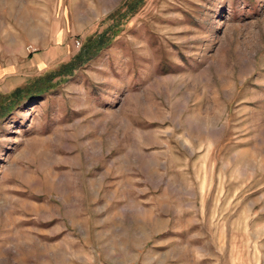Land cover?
Segmentation results:
<instances>
[{"label":"rangeland","instance_id":"374dc122","mask_svg":"<svg viewBox=\"0 0 264 264\" xmlns=\"http://www.w3.org/2000/svg\"><path fill=\"white\" fill-rule=\"evenodd\" d=\"M124 1L0 0V97L119 22L0 116V264H264V0Z\"/></svg>","mask_w":264,"mask_h":264},{"label":"trees","instance_id":"16d2710c","mask_svg":"<svg viewBox=\"0 0 264 264\" xmlns=\"http://www.w3.org/2000/svg\"><path fill=\"white\" fill-rule=\"evenodd\" d=\"M135 3L132 0H126L121 6L112 12L109 15V19L113 18L120 8L125 7L128 13L133 12ZM119 22L110 24L103 32L98 34V36L94 38L87 39L86 45L82 48V50L73 57L68 63L62 66V68L57 72H49L45 74L43 77H36L28 81L23 87L18 86L10 91V93L6 95H1L0 97V116L8 114L13 107L18 106L21 99H32L38 98L45 91L50 88V80H52L56 76L61 75H69L72 70L76 69L78 66L85 63V61L89 60L92 55L97 52L101 47L105 44L109 43L112 38L118 32Z\"/></svg>","mask_w":264,"mask_h":264},{"label":"crops","instance_id":"0c3cea01","mask_svg":"<svg viewBox=\"0 0 264 264\" xmlns=\"http://www.w3.org/2000/svg\"><path fill=\"white\" fill-rule=\"evenodd\" d=\"M53 26L56 27V24L53 23ZM51 27V25H50ZM49 34H53L54 36V42H57V37H58V33L57 31L55 30L54 33H52V31L49 30ZM56 45V44H55ZM5 80V84L1 86V88L3 90L5 89H10L12 87H14L15 85H17L21 80L22 78H10V77H3V81Z\"/></svg>","mask_w":264,"mask_h":264}]
</instances>
